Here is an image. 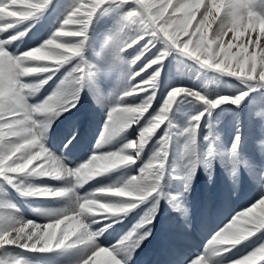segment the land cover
<instances>
[{
  "label": "snow or ice",
  "instance_id": "obj_1",
  "mask_svg": "<svg viewBox=\"0 0 264 264\" xmlns=\"http://www.w3.org/2000/svg\"><path fill=\"white\" fill-rule=\"evenodd\" d=\"M51 4L52 0H0V35L17 28L22 22L38 18ZM110 4L122 9L121 20L124 25L137 32L130 40H114L111 56L104 58L106 63L122 59L120 52L148 37L144 50L130 63L135 64L141 59L144 52L155 46V41H161L167 47L141 68L140 72L160 64L169 51L178 49L203 66L237 78L247 90L234 96L210 98L197 90L175 87L167 93L159 110L151 114L140 127L138 138L128 141L118 151L94 154L86 162L71 168L41 142L42 128L46 125L38 118V114L56 113L75 106L80 86L91 67L83 55L91 25L97 13ZM129 4L130 8L124 7ZM170 8L172 11H169ZM197 12H200L201 18L193 24ZM177 13L183 18L176 19ZM30 28L29 24L22 31L0 39V178L25 196L53 198L71 195L74 202L69 208L46 213L49 216L46 224L35 220L18 221L0 214V249L52 252L91 245L90 252L79 264H95V258L101 253L109 258L108 264H126L117 250L118 246L133 238L135 228L143 227L151 220L136 225L124 240L108 247L94 243L100 232L93 231L90 225L136 207L138 202L159 190L167 173L171 150L173 124L169 122V114L179 97L187 95L206 106L203 112L191 117L181 133L186 136L183 155L188 157L186 175L191 179L200 161L198 139L203 117L222 104L230 103L239 107L249 92L264 88V0H177L176 3L173 0H76L61 21L60 27L49 38L22 53L10 52L7 49L8 42L26 35ZM229 33L230 38L225 39ZM181 35L187 39L181 40ZM69 63L73 66L63 82L67 88L53 93L40 104L30 105L26 96L31 93L26 90L32 86L25 82V77L34 73L51 74ZM140 72L132 73L129 79L135 80ZM157 75L158 71L142 83L131 84L115 97L101 142L145 119L152 104L151 94L139 104L125 101L128 97L154 89ZM44 82L46 81H41ZM258 115L264 119V112ZM162 125H166V131L158 140V148L138 175L130 177L120 186L101 187L83 196L75 194L74 190L78 185L121 165L134 163L139 150ZM211 135L209 131L204 139L208 140ZM261 143L264 144V141ZM239 145L240 137L237 135L227 151V158L232 164L236 163ZM213 155V148L209 145L204 158V163L209 168ZM19 177H63L74 180V183L61 188L25 187ZM113 198H119L120 202H112ZM258 206L264 208V196L245 211L237 213L230 223L215 233L210 241V246L215 249L213 255L231 251L255 233L264 231V212L259 218L252 215ZM239 217L247 218L248 224L238 226ZM62 225L65 226L61 227ZM148 234L145 231L144 236ZM0 264L28 262L24 257L7 253L0 254ZM194 264L212 262L204 254ZM232 264H264V241Z\"/></svg>",
  "mask_w": 264,
  "mask_h": 264
},
{
  "label": "rangeland",
  "instance_id": "obj_2",
  "mask_svg": "<svg viewBox=\"0 0 264 264\" xmlns=\"http://www.w3.org/2000/svg\"><path fill=\"white\" fill-rule=\"evenodd\" d=\"M75 2L76 0H52L49 8L38 18L22 22L17 28L0 35V39L22 31L30 24L31 28L26 35L11 40L7 44V49L12 53L27 51L49 38L60 27L61 21ZM173 2L176 3L177 0H173ZM124 7L130 8L131 5H125ZM51 8L52 10L46 13ZM169 11H172L171 8ZM200 11L202 12L203 8ZM121 12L122 9L111 4L107 5L97 13L91 25L89 40L83 51V55L91 67L88 69V76L84 83L80 86L75 106L64 111L51 113L49 117L47 116L48 113L38 114V118L42 119L41 121L46 125L42 128L41 142L64 164L66 161H64L61 152L64 144L58 140V137H62L65 132L71 134L67 140L68 147L64 149V153L67 151L64 157L69 158L71 161L74 160V165L86 162L94 154L118 151L128 141L138 138L140 127L147 122L151 114H155L159 110L167 93L175 87L197 90L210 98L220 95L234 96L247 90L246 86L237 78L203 66L178 49L169 51L160 64L152 65L145 71L140 72L141 68H144L149 61L156 58L167 47L163 42L155 41V46L144 52L141 59L137 60L135 64L130 63L144 50L148 37L120 52L122 59L106 63L104 58L111 56L113 41L116 39L120 41L130 40L137 32L136 29L124 25L121 20ZM175 18L182 19L183 17L180 13H177ZM200 18V12H197V18L193 21V24H196ZM42 24L47 28L45 29ZM230 36L231 33L225 39L230 38ZM180 39L185 40L187 37L181 35ZM72 66L73 64L69 63L61 66L51 74L34 73L25 77V82L30 85L31 81H37V87L31 85L36 92L35 96L31 91L32 87L26 90V92L31 93V95L26 96L27 102L34 106L37 105V101L41 103L42 100H46L53 93L65 90L67 85L63 82L66 81L67 74ZM157 71L158 75L154 89H148L146 92L128 97L125 101L131 104H139L151 94L153 96L152 104L145 119L111 136L105 142H101L107 116L115 102V97L131 84H139L150 79ZM135 72H140V75L136 76L135 80H130V75ZM49 75L51 78H48ZM87 79L88 83L86 84ZM41 81L46 82L41 83ZM205 107L202 102L187 95H182L177 99L169 114V122L173 124L171 150L168 157L167 173L162 179L159 190L152 193L147 199L138 202L136 207L90 225L93 231L100 232L94 243L99 244L101 247H108L124 240L136 225L151 220L143 227L135 228L133 238L118 246L117 250L126 264H131L132 261L146 264L148 259L147 264H156L153 261L156 258L159 259V257L165 260L163 262H166L175 254L178 259H171L170 264H177L181 259L176 248L184 246L181 245V240L184 237L192 240L199 237L198 240H208V243L203 246L200 245L201 248L195 256L187 258L183 264H194L204 254L209 258L216 257L218 264H232L233 261L244 256L264 241V231H261L223 254L213 255L214 251L210 249L212 248L210 241L217 231L230 223L237 213L245 211L264 196V144L261 143L264 141V119L258 115V113L264 112V88L249 92V95L239 107L230 103L222 104L215 109H211L209 114L203 117L199 125L198 139L200 161L197 163L191 179H189L186 175L188 157L183 155V143L186 136L181 135V133L189 124L191 117L203 112ZM88 113L90 114L89 120H87L89 118ZM54 120H57L56 125H51ZM165 131L166 125H162L145 146L139 150V155L134 163L121 165L85 182L83 184L85 187H82L83 191L76 192L74 190L75 194L83 196L101 187L120 186L130 177L138 175L140 169L147 164L156 152L158 140L164 135ZM209 131L212 135L208 140H205L204 137L208 135ZM237 135L240 137V145L236 163L232 164L227 158V151L231 148ZM82 140H84V143L81 142ZM51 141H55L54 146ZM79 143L82 144L80 147ZM209 145L212 146L214 153L210 168L204 163ZM73 152L78 155V152H80L81 162L79 159H71V153ZM18 179L23 180L24 186L27 183L29 187H32L30 185L32 177H19ZM103 179L108 182L103 181ZM222 189H225L228 193L231 190L234 191L233 194L238 195L239 198L234 202V207L231 206V211H226L223 214V222L220 223L219 221L218 224L219 219L214 220L213 228L207 230L204 221L211 224L209 217H212L211 213H213V206H215L214 201L217 200ZM23 196L9 182L0 178V207L3 208V212L7 203L9 207L14 205L19 211L31 209L30 203ZM73 202L74 199L71 196V206ZM112 202L119 203L120 201L119 198H113ZM38 206H41V208L33 209L32 215L29 211L30 214L25 213L24 218L20 217L19 219L23 221L35 220L40 224L48 223L49 216L46 215L45 209H49V206L46 200ZM135 212L136 214H134ZM4 213L10 215L6 211ZM245 219L247 220V218L239 217L238 226L247 225L248 220ZM110 231L111 236H109ZM145 231L149 233L147 236H144ZM142 236L144 238L140 239ZM123 244H128L126 246L127 250L134 252V255L126 257L123 253ZM197 248L195 246L192 249L197 250ZM61 250L32 252L20 248H11L0 249V254L11 253L13 256L24 257L28 264H58V261L62 260ZM71 250L72 248L64 249V258ZM154 252L160 255L154 258ZM68 258L64 264H71Z\"/></svg>",
  "mask_w": 264,
  "mask_h": 264
},
{
  "label": "bare ground",
  "instance_id": "obj_3",
  "mask_svg": "<svg viewBox=\"0 0 264 264\" xmlns=\"http://www.w3.org/2000/svg\"><path fill=\"white\" fill-rule=\"evenodd\" d=\"M52 10V8L50 10H48L46 13L50 12ZM47 15V14H46ZM50 16V15H48ZM42 26H44V24H42ZM45 29L47 28L46 26H44ZM21 48V47H20ZM87 82H85L86 84L88 83V79L86 80ZM37 81H31V85L32 86H35L37 87ZM32 93L34 94V96L36 95V92L34 91V87H32L31 89ZM40 95V94H39ZM45 101V100H42L41 103ZM36 104H40V101H37ZM51 113H48L47 116L49 117ZM41 118H42V114H41ZM74 118V116L72 117V119ZM42 120V119H41ZM58 120V119H57ZM57 120H54L51 125H56V121ZM64 131V130H63ZM70 132H65V136L66 137H60L58 140L61 141L63 144L64 143H68L67 140L69 139V136H70ZM51 143L53 144V146L55 145V141H51ZM63 163V162H62ZM71 182L70 180H68L67 178H60V179H56V178H48V177H32V180L30 181V185L31 186H51L53 188H59V187H69L71 186ZM31 183H34V184H31ZM25 187H29V185L27 183H25ZM234 191L232 192V190L230 191V193H228L227 191H225V189L221 192H219V197L217 198V200H215V206H213V213H211V216L216 218H212V217H209L210 219V223H205L206 224V229L207 230H210L211 228H213V223H214V220H218V224H219V221L220 223L223 222V219H224V216L223 214H225L226 211L230 212V208H232L231 206H233L234 202L236 200H238V195L236 194H233ZM242 195V194H241ZM25 198V200L30 203L31 205V209H26V210H21L19 211L17 208L15 207H9V204L7 203L5 205V210L4 212H8L10 215H8L7 213H4L3 212V208L0 207V214H5V215H8L10 217H12L13 219L15 220H18V221H23L21 219H19L20 217L24 218V214L25 213H28L30 214L31 212V215L33 213V209H39L41 208V206H38L39 204H41L42 201H45L47 202V205L49 206V209H45V213H50V212H55V211H58V210H61V209H65V208H69L71 207V195L69 196H64V197H53V198H40V197H29V196H23ZM54 202H53V201ZM9 207V208H8ZM234 207V206H233ZM30 211V212H29ZM264 212V208L258 206L254 212H253V216H255L256 218H259L260 217V214ZM136 214V212L134 213ZM228 214V213H227ZM230 215V214H229ZM166 216V215H165ZM245 218V217H244ZM226 219V217H225ZM246 220V219H245ZM248 220V219H247ZM246 220V221H247ZM166 221V220H165ZM180 224V223H179ZM165 225V224H164ZM244 225V224H243ZM65 225H62L61 227H64ZM110 230V229H109ZM204 231V230H203ZM170 232V231H169ZM168 232V233H169ZM108 234V233H107ZM167 234V233H166ZM112 233L110 231L109 233V236H111ZM191 236V235H190ZM117 239V238H116ZM173 240V239H172ZM194 240H198L197 238H194ZM121 241V240H120ZM192 240H189V242H191ZM168 242V241H167ZM171 242V241H170ZM174 242V241H173ZM182 242V241H181ZM199 244V247L197 248V250H193L192 247L190 245H187V250L185 251V249L183 248H179L177 247L176 249H178V256L179 258L181 259L179 262H177V264L181 263L183 264L184 261L186 260V258H190L192 256H195V254L197 253V251L200 250L201 246L204 241H201V240H198L197 242ZM117 244V242L115 243V245ZM164 244V242H163ZM162 244V245H163ZM121 245V244H120ZM124 246H125V249H124ZM127 245H124L123 244V253L126 255V257H130L131 255H134V252L130 251L129 249L127 250L126 248ZM168 246V245H167ZM91 245H87V246H79V247H75V248H72L71 251H69V254L64 258V255H65V251L64 249L61 250V254L60 256L62 257V260H60V262L58 261V264H64V262L66 261V259L68 258V260L71 262V264H79V262L90 252L91 250ZM134 247V246H133ZM131 248V247H130ZM194 248V247H193ZM148 249V248H147ZM172 249V248H171ZM211 251H215V249L213 248H210ZM149 250V249H148ZM130 251V252H128ZM146 251V250H145ZM132 252V253H131ZM144 252V251H143ZM146 253V252H144ZM155 254L157 252H154ZM189 253V254H188ZM136 254V253H135ZM147 254V253H146ZM188 254V256L186 255ZM140 255V254H139ZM142 255V254H141ZM145 255V254H144ZM151 255V254H150ZM157 255L159 256L160 254L157 253ZM156 256V257H158ZM136 257V256H134ZM133 257V259H135ZM150 257V256H149ZM177 257V256H176ZM64 258V259H63ZM139 258V257H138ZM147 258V257H146ZM173 259V258H171ZM170 259V261H171ZM212 260V264H218V259L215 257V258H210ZM108 260L109 258L107 257L106 254L104 253H101L99 256H97L95 258V264H108ZM131 260V259H130ZM146 260V259H145ZM132 261V260H131ZM137 261V259H136ZM149 261V259H148ZM148 261H146V264L148 263ZM170 261H166V262H163L162 264H170ZM132 261L131 264H140L139 261L137 262H134ZM130 263V262H129ZM145 263V262H144Z\"/></svg>",
  "mask_w": 264,
  "mask_h": 264
},
{
  "label": "clouds",
  "instance_id": "obj_4",
  "mask_svg": "<svg viewBox=\"0 0 264 264\" xmlns=\"http://www.w3.org/2000/svg\"><path fill=\"white\" fill-rule=\"evenodd\" d=\"M133 147H135V144L133 143Z\"/></svg>",
  "mask_w": 264,
  "mask_h": 264
}]
</instances>
